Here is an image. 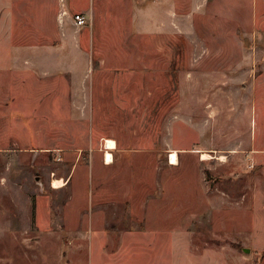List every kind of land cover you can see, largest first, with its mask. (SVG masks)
I'll list each match as a JSON object with an SVG mask.
<instances>
[{
  "label": "rangeland",
  "instance_id": "obj_1",
  "mask_svg": "<svg viewBox=\"0 0 264 264\" xmlns=\"http://www.w3.org/2000/svg\"><path fill=\"white\" fill-rule=\"evenodd\" d=\"M159 1L0 42V264H264V0Z\"/></svg>",
  "mask_w": 264,
  "mask_h": 264
},
{
  "label": "crops",
  "instance_id": "obj_2",
  "mask_svg": "<svg viewBox=\"0 0 264 264\" xmlns=\"http://www.w3.org/2000/svg\"><path fill=\"white\" fill-rule=\"evenodd\" d=\"M97 1L98 0H90L89 7L79 6L77 8L72 6L69 1L67 3V0H0V42H9L13 41L15 38H20L18 35L21 34L17 32V30L22 29L19 27L21 24L27 23V25H31L26 32L30 34L28 37L29 39H33V41H54L57 43L52 46L39 47L34 52L36 56L32 54L26 57L25 64L31 63L37 66L40 72L59 71L66 63V60H63V51L66 50L64 47H67V45L75 46L77 41L81 40L83 31L88 29L87 32L90 35L92 34L90 30L94 31L93 25L96 20L94 17L96 15ZM121 1L128 10L133 12L134 19H141V17L144 16L146 19H150V21L152 17L148 14V9L150 5L152 6L151 1L154 3V6H161V4L164 3L159 0ZM169 1V3H165L167 6L164 8V13L170 16L172 20V18H174L175 9L173 7V1ZM105 4L107 8H109L110 0H105ZM34 10H36V12H34ZM63 12H67V15ZM71 12L85 13L89 16L91 18L87 24L90 25L89 28L76 26ZM17 21L18 27H16V30L15 24H17ZM153 30L150 24H146L143 28H139L138 33H148ZM23 34L24 33H22V35ZM28 38L26 40H28ZM5 62H8V58H6ZM110 163L106 162L107 165ZM55 181L61 180L55 179ZM63 184L61 183V185Z\"/></svg>",
  "mask_w": 264,
  "mask_h": 264
},
{
  "label": "bare ground",
  "instance_id": "obj_3",
  "mask_svg": "<svg viewBox=\"0 0 264 264\" xmlns=\"http://www.w3.org/2000/svg\"><path fill=\"white\" fill-rule=\"evenodd\" d=\"M107 147L113 149V148L117 147V142L114 139H110L109 138L107 140ZM105 157H106V162H108V163L113 162V160H114V157H113V154H112L111 150H108L106 152ZM224 157L225 156H221L220 158H224ZM211 158H214V156L211 153L202 152V159L203 160H209ZM170 159H171V164H177L178 163V155H177V153L173 152L171 154V156H170Z\"/></svg>",
  "mask_w": 264,
  "mask_h": 264
},
{
  "label": "built area",
  "instance_id": "obj_4",
  "mask_svg": "<svg viewBox=\"0 0 264 264\" xmlns=\"http://www.w3.org/2000/svg\"><path fill=\"white\" fill-rule=\"evenodd\" d=\"M65 15H67V12H63ZM73 21L74 24L78 27L85 26L89 23L91 18L87 16L85 13H75L73 14Z\"/></svg>",
  "mask_w": 264,
  "mask_h": 264
},
{
  "label": "water",
  "instance_id": "obj_5",
  "mask_svg": "<svg viewBox=\"0 0 264 264\" xmlns=\"http://www.w3.org/2000/svg\"><path fill=\"white\" fill-rule=\"evenodd\" d=\"M247 252H249L250 250L249 249H246Z\"/></svg>",
  "mask_w": 264,
  "mask_h": 264
}]
</instances>
